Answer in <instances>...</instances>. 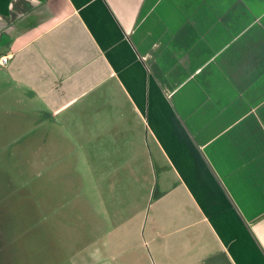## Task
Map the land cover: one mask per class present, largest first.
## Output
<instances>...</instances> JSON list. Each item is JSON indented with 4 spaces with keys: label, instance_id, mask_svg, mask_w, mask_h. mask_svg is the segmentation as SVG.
Instances as JSON below:
<instances>
[{
    "label": "crops",
    "instance_id": "obj_1",
    "mask_svg": "<svg viewBox=\"0 0 264 264\" xmlns=\"http://www.w3.org/2000/svg\"><path fill=\"white\" fill-rule=\"evenodd\" d=\"M0 56L52 117L127 104L76 156L117 224L73 264H264V0H0Z\"/></svg>",
    "mask_w": 264,
    "mask_h": 264
},
{
    "label": "rangeland",
    "instance_id": "obj_2",
    "mask_svg": "<svg viewBox=\"0 0 264 264\" xmlns=\"http://www.w3.org/2000/svg\"><path fill=\"white\" fill-rule=\"evenodd\" d=\"M11 65L0 67V264H73L78 252L88 260L94 240L91 220L103 229L117 223L97 204L99 188L87 159L76 156H87L80 145L87 143L91 115L120 113L128 109L127 104L121 92L107 83L52 117L50 103L32 97ZM108 87L107 100L97 99ZM129 123L137 129L135 119ZM103 124L101 119L95 127L104 128ZM142 149L146 155L147 146ZM152 172L143 182L146 195L153 179L160 178L158 168ZM137 254H129L127 264H135Z\"/></svg>",
    "mask_w": 264,
    "mask_h": 264
},
{
    "label": "built area",
    "instance_id": "obj_3",
    "mask_svg": "<svg viewBox=\"0 0 264 264\" xmlns=\"http://www.w3.org/2000/svg\"><path fill=\"white\" fill-rule=\"evenodd\" d=\"M9 56H0V67H6L9 62Z\"/></svg>",
    "mask_w": 264,
    "mask_h": 264
}]
</instances>
